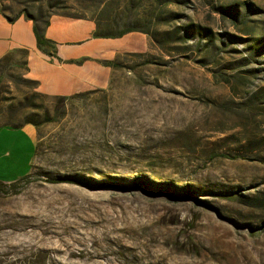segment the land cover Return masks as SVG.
Wrapping results in <instances>:
<instances>
[{
    "label": "rangeland",
    "instance_id": "rangeland-1",
    "mask_svg": "<svg viewBox=\"0 0 264 264\" xmlns=\"http://www.w3.org/2000/svg\"><path fill=\"white\" fill-rule=\"evenodd\" d=\"M0 7L39 27L51 13L148 26L105 87L66 98L0 63V124L35 128L29 174L0 183V264H264V0ZM62 177H146L181 195Z\"/></svg>",
    "mask_w": 264,
    "mask_h": 264
},
{
    "label": "crops",
    "instance_id": "crops-1",
    "mask_svg": "<svg viewBox=\"0 0 264 264\" xmlns=\"http://www.w3.org/2000/svg\"><path fill=\"white\" fill-rule=\"evenodd\" d=\"M46 21L39 30L52 54L36 47L31 19L19 15L10 20L0 9V63L21 68V76L33 82L37 93L50 97L105 87L110 77L108 62L117 54L132 51L141 37L135 32L119 37L96 35V24L90 17L51 13ZM34 136L31 124H0L1 183L29 174Z\"/></svg>",
    "mask_w": 264,
    "mask_h": 264
},
{
    "label": "trees",
    "instance_id": "trees-1",
    "mask_svg": "<svg viewBox=\"0 0 264 264\" xmlns=\"http://www.w3.org/2000/svg\"><path fill=\"white\" fill-rule=\"evenodd\" d=\"M130 2V0H129ZM2 13L10 20L16 18L19 15H16L15 17H9L4 13V9L0 7ZM26 18H29L33 21V31L36 39V47L39 49H42L48 54H52V50L49 49V44L46 40H44L40 35V30L37 22L30 16H25ZM120 20L121 18L117 16V13L114 14V16L111 19V22L113 25H116L117 27L112 32H101L99 29V23L95 22L96 24V35L104 36V37H119L125 33L132 32V31H140L145 34H148L146 25L142 27H137L134 24L128 23L125 26H120ZM47 23L44 22L43 25ZM108 63H112V61H109ZM224 82H228V78H224ZM33 83V82H31ZM69 97V96H68ZM66 98V97H63ZM58 181L61 182H72L76 184L84 185L88 188L94 189V188H102L104 186L112 185L115 187H118L120 189H126L129 186L130 187H138L142 192L149 193V194H157V195H165V196H171V197H180L181 190L180 189H171L168 185H160L155 184L153 181L149 180L146 177H135L131 179L129 182H123L118 180H107V181H91V183L76 179L75 177H62ZM1 183V182H0ZM185 196V195H184Z\"/></svg>",
    "mask_w": 264,
    "mask_h": 264
}]
</instances>
